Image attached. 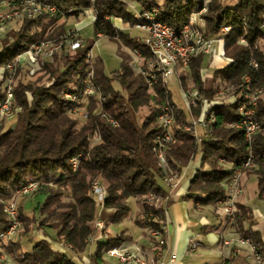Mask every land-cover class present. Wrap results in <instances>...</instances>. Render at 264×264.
Listing matches in <instances>:
<instances>
[{"label":"trees","instance_id":"trees-1","mask_svg":"<svg viewBox=\"0 0 264 264\" xmlns=\"http://www.w3.org/2000/svg\"><path fill=\"white\" fill-rule=\"evenodd\" d=\"M57 6L58 12L38 17H22L16 29H9L8 41L0 49V99L2 85L12 80L14 101L20 110L14 126L0 129V232L8 226V216L3 209L5 201L12 199L21 185L37 180L38 189L28 195H42V201L32 206V215L17 204L22 225L16 237L0 238V248L12 264H104V252L112 247H123L128 240L125 229L113 232L108 238H99L95 222L101 219L106 225H118L130 211L129 200L140 205L135 223L158 244L151 231L164 236L162 225L170 200L167 187L153 151V139L160 130L156 114L159 106L167 103L175 114L173 126L176 140L166 149V157L175 175L196 156L199 166L190 178L186 199L202 205H217L226 193L225 183L232 168L243 176L254 175L257 182L256 197L264 200V132L253 135L250 141L242 130L227 126L240 117L243 100L212 106L207 114L214 117L211 132L196 141L191 130H185L188 116L171 98L169 88L159 79L148 86L137 71L124 44L130 50H139L142 63L149 56L148 48L131 29L118 27L113 18L123 24H134L138 17L123 0H42ZM144 9L154 8L159 19L173 29H179L188 17L202 6L203 0H134ZM84 9L93 14L92 28L117 44L120 69L105 73L100 58L93 60L92 82L96 93L87 104H80L64 96L65 92L76 98L83 95L87 70V53L95 40L82 38L81 47L70 50L66 45L54 53L51 60L37 70L36 78H27L26 67L7 63L40 41H62L70 27L68 19ZM83 14V13H82ZM202 16L204 32L208 37L221 38L223 52L230 62L221 68H212L211 77L202 81L200 69L208 67L204 55L193 56L188 67L178 74L185 88L195 87L207 100L216 98L223 88L238 92L242 87L260 91L255 106V119L264 126V0H208ZM226 26L227 31H221ZM244 42H240V38ZM248 77V81L244 78ZM117 81L123 90L113 86ZM49 82V84H47ZM84 107L86 118L80 120L71 109ZM147 107L141 118V107ZM96 110V111H95ZM106 112L117 120L112 126L99 116ZM197 112V110H196ZM97 130L99 140L92 144V133ZM80 154L77 168L72 170L70 158ZM252 154V166L243 163ZM219 158L223 162L219 161ZM100 178L106 196L102 205L90 194L91 182ZM151 193L152 201L145 196ZM67 197L66 200L63 198ZM234 222L236 232L249 238L264 259V242L253 232L252 210L236 202ZM40 231L42 238L31 239L32 231ZM30 246L23 248V239ZM55 242L62 249L54 248ZM78 260L80 262H78Z\"/></svg>","mask_w":264,"mask_h":264},{"label":"built area","instance_id":"built-area-1","mask_svg":"<svg viewBox=\"0 0 264 264\" xmlns=\"http://www.w3.org/2000/svg\"><path fill=\"white\" fill-rule=\"evenodd\" d=\"M126 1V0H123ZM208 0H203L202 6L198 11L193 12L188 20L179 28L173 29L167 23L161 21L154 8L144 9L136 13L138 20L132 25V28L139 31L141 34L137 38L148 48L149 56L145 62L141 61V53L139 50H134L136 56L137 71L143 76L148 86H152L159 79L168 85L171 76H175L179 85L180 97L183 103V109L188 116V124H184L185 130H191L196 141L200 142L203 136H207L211 132V124L214 117L207 114L209 109L214 105L230 104L236 99L243 100L239 107L240 117L238 120L227 123L228 127L236 128L243 131L244 138L250 141L258 132H264L262 126L255 119V106L260 91H250L246 86L242 87L237 93L233 89L227 91L220 88L217 91L216 98L207 100L204 95L195 87H183L181 81L178 79L180 71L185 70L193 56L204 55L208 60V67L221 68L230 62V58L225 56L223 52V41L221 38L208 37L204 32L205 20L202 16L206 10ZM79 11L83 14L90 13V11L78 8L69 9L68 12ZM58 12L55 4L45 2L42 0H0V39L7 35L10 29V21L15 18L22 17H38L43 14H54ZM94 17V16H93ZM228 28L221 27V31L225 32ZM101 36L100 33L97 34ZM240 42H244V38H240ZM83 39L81 37L79 27H69L63 34L62 41L54 43L52 41H40L34 43L29 49L16 54L14 63H7V68L12 70L14 65L26 67L29 74L38 70L43 63L51 60L54 53H56L62 45H66L68 49L75 50L81 47ZM93 57L91 52L87 53V70L84 77L83 95L81 98H76L68 92L64 96L72 101L80 104H87L89 98L93 96L96 91L92 82L93 75ZM207 67L200 69V76L202 81H207L211 77V73L206 70ZM3 74L0 71V79ZM248 81V77L244 78ZM49 84V82H47ZM13 84L10 78H7L2 85L3 97L0 99V129L1 131L12 128L16 122L17 113L20 107L15 104ZM197 110V112H196ZM71 114L77 116L80 120L86 118V111L84 107L73 108L70 110ZM96 111V110H95ZM99 116L112 126H117L118 122L106 112H99ZM156 120L159 126V131L155 134L153 139V151L157 156V164L160 172L163 174L162 181L171 192L177 184L180 175H175L168 164L166 157L167 147L174 143L176 134L173 126L176 122L175 114L167 103L159 106L156 114ZM202 130V131H200ZM99 133L95 130L92 133L91 141H98ZM80 154L72 156L69 160L72 170H75L78 165ZM252 154L243 163L244 167L252 166ZM220 162H223L219 158ZM242 172L238 168H232L230 175L225 183V195L218 201V205L223 213L224 219L228 223H233L235 218L237 198L242 192L241 185ZM40 183L37 180L29 181L21 185L14 192L13 198L5 201L3 209L6 212L9 222L8 226L0 232V238L7 240L13 238L22 225L20 214L15 199L35 192ZM90 194L92 198L102 205L106 196V191L101 183L100 178H96L91 182ZM145 198L147 201L154 199L153 194L148 193ZM98 230L99 238H108L111 236L110 225H106L101 219L95 222ZM164 230V224L162 225ZM151 235L158 239V246H165L166 242L163 237H159L158 230L151 231ZM244 243L249 245V257L255 262L261 261V255L256 251L249 238L241 239ZM196 241H191L187 245L188 251H194L197 246ZM105 255L113 257L121 264H166L167 261L162 256L161 249L156 252L155 256L146 257L141 253L140 248L134 247H112L104 252ZM176 258V254H169V261ZM0 264H9L5 252L0 248Z\"/></svg>","mask_w":264,"mask_h":264},{"label":"crops","instance_id":"crops-1","mask_svg":"<svg viewBox=\"0 0 264 264\" xmlns=\"http://www.w3.org/2000/svg\"><path fill=\"white\" fill-rule=\"evenodd\" d=\"M127 1L133 5V7H129L135 14L141 11L134 8V0ZM83 15L86 16V14ZM92 18L93 15L90 16L91 20ZM70 19H73V21L69 26L79 27V29L85 22L81 21L79 16ZM76 19L79 20L77 21ZM135 34L138 35L137 32ZM92 57L93 59L98 58V56L94 55ZM199 160L200 156L197 159L194 158L182 168L177 184L171 192H169L166 186L167 198L170 200V203L165 210L163 230V238L166 242L165 246L159 247L149 238V234L135 222L141 229L142 237L140 239H134L123 222H120L118 225H110V231L113 230L112 232L118 233L122 229H125L128 240L124 246L131 249L138 247L146 257L155 256L156 252L161 249L162 256L167 261L166 264H264V259H261L260 262H255L249 257V245L241 240L242 237L236 232L232 223L225 221L218 204L202 206L191 199L183 197L188 188L190 178L199 166ZM256 189L257 182L255 176H243L242 192L237 198V202L251 208L253 217L249 227L264 242V200L256 197ZM191 241L198 242L194 251L187 250V245ZM170 253L176 254V258L168 262ZM6 257L9 264H12L7 254ZM103 258L104 264H121L115 258L105 254ZM107 259H111V261Z\"/></svg>","mask_w":264,"mask_h":264},{"label":"rangeland","instance_id":"rangeland-1","mask_svg":"<svg viewBox=\"0 0 264 264\" xmlns=\"http://www.w3.org/2000/svg\"><path fill=\"white\" fill-rule=\"evenodd\" d=\"M163 1H165V0H156V3L160 5L163 3ZM223 1L226 4H232L234 2V0H223ZM126 2L129 4V6L133 7V5L131 3H129V1L126 0ZM133 4H134V8L136 10H138V11L141 10V7L138 3L134 2ZM90 16H91L90 13H86V16H84L82 13L79 15V19H81V21H83V22L85 21L84 24L80 28L81 37L82 38H92L95 40V42L91 48V52H92V55L98 56V58L101 59L105 73L108 74L111 71L119 70L120 69V57L117 54V44L114 43L113 41L109 40L105 36L95 37L94 31L92 28V23H91L92 20L90 19ZM76 17H78V16H72L71 18H76ZM18 19H20V18H15V19L10 21V29L11 28L16 29L18 27V25H19ZM79 19H76V20L78 21ZM72 21H73V19H70V18L68 19L69 24H72ZM113 22H115L118 27L125 28V29H131L130 31H132L133 34H134V32H137L138 35H140L139 31L132 28L133 24H130V25L123 24L118 18H113ZM7 41H8L7 37H5V36L1 37L0 49L3 45H5L7 43ZM121 49L124 52H128V54L133 59V61L136 62V56H135V53L133 52L134 50H130L124 44L121 45ZM206 70L208 72H210L212 70V68L207 67ZM36 72H37L36 68H35V72L33 74H29L27 72V78H31V79L36 78V76H37ZM113 86L115 88L119 89L120 91L123 90V88L120 86V84L117 81L113 82ZM167 86L169 88L172 100L178 106L183 108L184 105H183L181 97H180L179 85L177 83L175 76L170 77ZM261 96L264 97V93H262ZM146 112H147V107L146 106L141 107V109L139 111L141 118L146 114ZM95 142L96 141H93L92 144ZM195 158L197 159L198 156H196ZM42 198H43L42 195L35 196V194H33L30 196H26V197L16 198L15 201H16V204H23L25 212L29 215H32V206L35 204L36 201H42ZM12 199H14V198L12 197ZM63 199L66 200L67 197H64ZM129 202H130L129 215L122 222L126 226L128 232L132 234L134 239H140L142 237L141 236V229L134 223L135 222L134 220L137 216V213L140 211V205L137 204L132 199L129 200ZM120 228H123V227H120ZM19 230L20 229H18V231L16 232L14 237L17 236ZM112 231L113 230L110 231L111 235L113 234ZM30 234L32 236L31 237L32 240H38V239L42 238L40 231L34 230ZM52 245L54 248L62 249V247H60V245L55 243V242H52ZM29 246H30V243L28 242V239L26 237L23 239V248L27 249ZM107 260L111 261V259H107ZM78 262H80V261L78 260Z\"/></svg>","mask_w":264,"mask_h":264}]
</instances>
